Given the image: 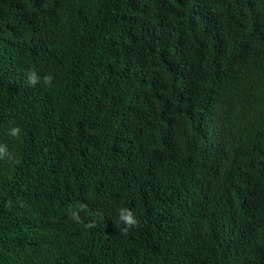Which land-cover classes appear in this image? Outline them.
<instances>
[{"label":"trees","instance_id":"trees-1","mask_svg":"<svg viewBox=\"0 0 264 264\" xmlns=\"http://www.w3.org/2000/svg\"><path fill=\"white\" fill-rule=\"evenodd\" d=\"M0 143V264H264V0H0Z\"/></svg>","mask_w":264,"mask_h":264},{"label":"clouds","instance_id":"clouds-1","mask_svg":"<svg viewBox=\"0 0 264 264\" xmlns=\"http://www.w3.org/2000/svg\"><path fill=\"white\" fill-rule=\"evenodd\" d=\"M27 78V83L29 86H35L41 82V77L38 75L34 68H30L25 73ZM45 85H50L53 81V76L51 74H45L42 78ZM23 128L19 124L11 123L6 130V135L10 138L20 140L22 137ZM0 161L6 162L10 167L18 165L20 159L10 151L6 143H0ZM87 208L86 204L80 203L75 206H69L67 209L68 219L73 223L82 226L85 229H92L97 227V222L95 220H89L85 222V219L81 217L80 213ZM139 220L134 214L133 210L126 206H121L117 210V225H122L119 231L127 234L130 229L139 226Z\"/></svg>","mask_w":264,"mask_h":264}]
</instances>
